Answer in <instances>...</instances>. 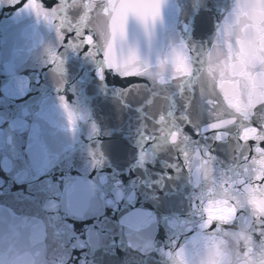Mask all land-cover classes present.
I'll list each match as a JSON object with an SVG mask.
<instances>
[{
    "label": "water",
    "instance_id": "95a60500",
    "mask_svg": "<svg viewBox=\"0 0 264 264\" xmlns=\"http://www.w3.org/2000/svg\"><path fill=\"white\" fill-rule=\"evenodd\" d=\"M53 3L56 0H44L46 8ZM196 3L201 7L192 10L187 0H165L163 21H157L151 42L134 23L129 42L137 45L142 59L155 63L168 47L180 44L187 23L185 39L206 48L203 67L209 87L214 82L222 89L225 84L235 86L237 81L219 76L225 69L236 74L237 61L242 62L250 48L264 59V8L257 21L261 39L253 44L242 38L247 22L235 10L238 0ZM24 5L25 0H0V264H181L175 249L190 244L193 236L198 243L185 248L184 264H264V197L233 196L231 182L226 189L221 180L210 189L217 196L207 200L203 221L204 227L219 221L218 230H201L191 205L198 195L193 185L203 180V171L197 172L203 161L189 157L192 171H181L178 152L160 148L146 150L147 167L137 159L143 147L140 117L126 98L128 85L135 90L146 78H122L105 68L101 79L97 69L102 61L94 53L60 48L59 29L71 25L82 30L86 12L78 18L61 15L49 23ZM78 6L81 0L70 5L61 0L62 8ZM196 16L199 28L193 25ZM112 32L115 37V23ZM52 60L57 67L50 65ZM60 96L67 97L68 109ZM225 99L232 103L227 90ZM184 115H191L192 122ZM176 120L191 138L189 151L207 144L227 162L223 146L204 132L210 120L206 114L197 117L195 107L190 113L181 109ZM114 140L127 144L125 159L113 160L108 145ZM169 171L172 180L167 181L165 197L157 199L142 187L145 179L151 184ZM86 189L89 196L76 194ZM242 207L246 211L237 216ZM130 218L150 223L131 229ZM233 218L236 222L230 223Z\"/></svg>",
    "mask_w": 264,
    "mask_h": 264
},
{
    "label": "snow or ice",
    "instance_id": "6c2138e0",
    "mask_svg": "<svg viewBox=\"0 0 264 264\" xmlns=\"http://www.w3.org/2000/svg\"><path fill=\"white\" fill-rule=\"evenodd\" d=\"M16 3L19 0H15ZM71 4V0H65ZM165 0L150 3L148 0H81V5L75 8L61 7V0L46 8L44 0H25V8L33 14L42 16L44 20L52 23L57 17H80L85 12L88 19L82 30L71 27L59 29L62 34L60 48L67 45V49L82 50L86 55H94L102 61L97 72L101 79L105 68L113 71L122 78L143 77L146 82L142 87L134 90L133 85H128L127 102L134 105L140 117L138 136L142 148L138 149L142 166H149L146 150L157 148L177 151L176 161L183 164L181 171L191 172L192 167L189 157L194 161H203V165L197 164V172L203 171V180L193 185L198 191L191 208L198 212L201 219L200 229L206 233H215L218 230L219 221L213 220L206 227L203 221L207 219L205 204L208 199H214L217 193L214 190L220 186L228 188L231 182L230 192L233 196L251 198L264 197V59L250 48L242 62L237 61L236 74L227 69L219 76L220 80H235L238 83L233 86L225 84L222 89L218 82L209 87L205 79L204 53L205 47L189 43L185 35L189 31V25H183V35H180V44L168 47L163 56H157L155 63L148 59H142L138 54L137 45L129 42L130 25L137 24L151 42L152 33L157 21H163V8ZM189 8L195 10L201 5L196 0H187ZM207 3V0H205ZM60 5L58 8L57 5ZM264 8V0H238L236 11L240 19L246 20L244 35L242 38L258 43L261 35L257 29L258 13ZM115 23L117 32L113 37L112 26ZM193 25L200 27L199 17H193ZM212 41L209 42L211 46ZM238 51V49H237ZM57 54L61 55L59 49ZM235 60L236 57L234 56ZM183 61V67L180 66ZM61 61L63 59L61 55ZM50 65L57 67L56 60ZM59 68L58 71H61ZM220 71V70H214ZM243 73L242 75L240 73ZM225 90L229 91V100L225 99ZM61 105L68 109L66 96L59 97ZM195 107L197 117L207 115L210 120L204 125V132L211 133L212 141L223 146L227 153V162L218 159L212 148L207 144L189 145L191 138L183 132L182 126L177 122V111L191 112ZM177 109V111H173ZM69 120L72 113L68 112ZM183 119L192 122L191 115H184ZM200 135L197 130V136ZM108 151L114 161L125 159L128 146L123 141L114 140L108 145ZM219 165V167H217ZM172 171H175L173 169ZM172 171L156 177L151 184L145 179L142 187H146L157 199L165 197L164 189L168 187L167 181L172 180ZM240 177V179H237ZM124 181L128 177L123 178ZM203 189V191H202ZM205 193H207L205 195ZM87 197L90 190L76 193ZM163 206V202H162ZM146 207L151 208L148 204ZM246 211L245 208L237 209V216ZM264 219V217H261ZM233 220L230 223H235ZM150 222L142 218L129 219L128 226L136 229L142 224L146 226ZM230 226V224H225ZM175 228V223L171 226ZM264 227V225H262ZM259 239V233L256 234ZM198 243L193 236L190 244L180 243L175 251L181 264L185 262V248H191ZM147 253V251L145 252ZM13 253H8L11 259Z\"/></svg>",
    "mask_w": 264,
    "mask_h": 264
}]
</instances>
